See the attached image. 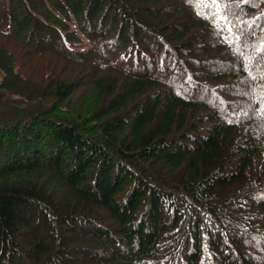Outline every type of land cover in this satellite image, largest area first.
I'll use <instances>...</instances> for the list:
<instances>
[{
  "label": "trees",
  "instance_id": "obj_1",
  "mask_svg": "<svg viewBox=\"0 0 264 264\" xmlns=\"http://www.w3.org/2000/svg\"><path fill=\"white\" fill-rule=\"evenodd\" d=\"M225 5L0 0V264H264V0Z\"/></svg>",
  "mask_w": 264,
  "mask_h": 264
},
{
  "label": "rangeland",
  "instance_id": "obj_2",
  "mask_svg": "<svg viewBox=\"0 0 264 264\" xmlns=\"http://www.w3.org/2000/svg\"><path fill=\"white\" fill-rule=\"evenodd\" d=\"M0 47L6 49L9 52H14V53H19V49L18 46L16 44H14L11 41L8 40H4L0 38ZM19 58H17V65L15 67L16 72L22 74V75H26L29 76V78H34L36 80H38L39 82L41 81L40 77L33 71V69H37L38 67H40V74L41 75H45L46 72V68H45V63L46 61H39L37 59L34 58H30V60H28L27 58H24L21 63L19 64ZM21 67L23 68V70L21 69ZM1 73V71H0ZM1 75V74H0ZM46 77V75H45Z\"/></svg>",
  "mask_w": 264,
  "mask_h": 264
},
{
  "label": "snow or ice",
  "instance_id": "obj_3",
  "mask_svg": "<svg viewBox=\"0 0 264 264\" xmlns=\"http://www.w3.org/2000/svg\"><path fill=\"white\" fill-rule=\"evenodd\" d=\"M245 3H252L254 0H244ZM204 3L208 6V10L210 12H214L213 19H219L224 22L225 25L229 23L228 21V6L225 5L223 8L220 7L221 0H204ZM222 30L227 31L229 33L232 32V29L230 27L223 28ZM243 35L237 36V39H243ZM261 55L258 57L259 61H264V45L260 46L259 49Z\"/></svg>",
  "mask_w": 264,
  "mask_h": 264
}]
</instances>
